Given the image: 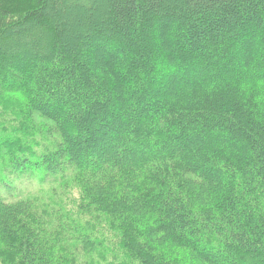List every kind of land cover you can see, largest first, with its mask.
<instances>
[{
    "label": "trees",
    "instance_id": "obj_1",
    "mask_svg": "<svg viewBox=\"0 0 264 264\" xmlns=\"http://www.w3.org/2000/svg\"><path fill=\"white\" fill-rule=\"evenodd\" d=\"M0 264H264V0H0Z\"/></svg>",
    "mask_w": 264,
    "mask_h": 264
},
{
    "label": "rangeland",
    "instance_id": "obj_2",
    "mask_svg": "<svg viewBox=\"0 0 264 264\" xmlns=\"http://www.w3.org/2000/svg\"><path fill=\"white\" fill-rule=\"evenodd\" d=\"M29 187H32V185H28ZM32 193H36L35 190H31Z\"/></svg>",
    "mask_w": 264,
    "mask_h": 264
}]
</instances>
